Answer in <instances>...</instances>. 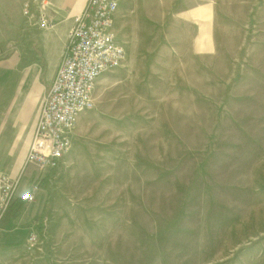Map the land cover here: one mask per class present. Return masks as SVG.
<instances>
[{"label": "rangeland", "instance_id": "1", "mask_svg": "<svg viewBox=\"0 0 264 264\" xmlns=\"http://www.w3.org/2000/svg\"><path fill=\"white\" fill-rule=\"evenodd\" d=\"M50 1L43 28L24 13L40 1L7 4L13 27L0 21L1 37L18 39L0 56L18 59L14 74L44 69ZM190 6L204 10L189 11L188 34L135 11L123 29L118 8L126 58L97 78L93 107L43 179L36 240L0 254L4 264H264V0Z\"/></svg>", "mask_w": 264, "mask_h": 264}, {"label": "crops", "instance_id": "2", "mask_svg": "<svg viewBox=\"0 0 264 264\" xmlns=\"http://www.w3.org/2000/svg\"><path fill=\"white\" fill-rule=\"evenodd\" d=\"M25 1L27 0H0V21L6 20L5 23L13 27L10 23L11 15L7 4L24 3ZM118 1L120 23L123 29L127 25L126 21L128 24L130 22L127 16L135 11L139 18L159 19V26H157L159 29L162 28L163 21L161 20L175 19L174 27L177 28V33L188 34L189 11L199 13L204 10L203 7L195 9L190 6L189 8L191 0ZM54 2L55 10L52 16L55 24L48 29H39L38 32L44 69L41 63H33V74L26 72L14 74L18 59L10 56L11 54L0 56V170L6 171L14 178L22 176V188H24L22 190L31 187L39 173V168L34 164L24 166L28 146L47 92V86L49 87L54 78L66 50L73 16L83 9L87 0H54ZM145 5H147L146 8H153L154 15H141ZM200 17L204 18V15ZM1 34L0 32V43L6 42L10 46L18 39L17 35H12L11 32L7 38L1 37ZM125 58L126 50L124 60ZM42 73L45 76L42 77ZM82 113L79 114L76 124ZM33 191L32 200L27 202L17 200L6 209L0 218V254H12L16 247L24 244L31 231V224L45 211L50 196L49 190L41 186ZM0 264L4 263L0 260Z\"/></svg>", "mask_w": 264, "mask_h": 264}, {"label": "built area", "instance_id": "3", "mask_svg": "<svg viewBox=\"0 0 264 264\" xmlns=\"http://www.w3.org/2000/svg\"><path fill=\"white\" fill-rule=\"evenodd\" d=\"M38 1L43 9L32 10L31 4L26 3L24 13L30 23L47 27L50 18L46 8L53 3H34ZM118 8V0H88L74 17L66 51L43 102L27 155V162L36 165L39 173L31 187L21 191L20 176L14 178L0 171V218L17 200H32L33 190L42 186L47 173L61 165L72 146V131L79 114L94 105L92 88L97 78L122 64L125 49L114 31ZM34 224L28 242L37 238L41 223Z\"/></svg>", "mask_w": 264, "mask_h": 264}]
</instances>
